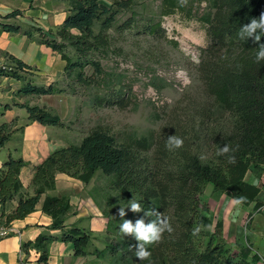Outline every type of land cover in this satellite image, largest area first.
<instances>
[{
    "label": "trees",
    "instance_id": "16d2710c",
    "mask_svg": "<svg viewBox=\"0 0 264 264\" xmlns=\"http://www.w3.org/2000/svg\"><path fill=\"white\" fill-rule=\"evenodd\" d=\"M68 11L62 23L44 29L37 24L22 27L14 22L23 10L13 8L0 13V29L22 32L38 43H44L59 53L64 60V70L72 73L75 69L77 80L87 82L82 68L91 63L96 72H103L100 62L86 55L109 41L107 29L114 24L120 8H126L130 0H112L110 5L100 0H63ZM169 12L176 5L167 0ZM209 10L200 16L205 23L208 41L201 49L197 65L204 91L210 97L206 104L193 108L184 117L173 116L163 124L153 138L140 136L130 142H121L107 129L96 126L78 142L52 149L42 160L34 164L29 192L20 178L21 168L26 164L22 156L6 157L0 164V225L22 218L33 211L43 196L41 209L52 217L49 228H59V234L42 231L32 240L21 243L28 251L34 247L39 262H46L49 245L55 239L70 241L75 255L93 254L107 264H264V254L247 243H239L232 250L224 240L215 238V231H209L212 224L209 205L201 201L200 193L210 183L215 190L231 198L244 196L242 205L253 202L255 210L264 204L257 197L260 186L246 179L245 174L253 167H264V60L256 62L259 45L264 44V32L257 30L254 37L243 39L238 35L240 28L252 18L259 19L264 12V0H209ZM133 18L123 24L130 26ZM99 22V29H93ZM140 30L146 34L161 36L164 28L160 21L151 17L141 23ZM70 45L76 52L75 58L65 48ZM31 66L20 58L6 53L0 75L23 79L16 94H47L58 91L52 82L37 84L26 73ZM116 89L114 95L102 98L108 103L125 107L129 103L128 90ZM14 105L25 107L28 119L43 125H61L58 113L50 107L28 102L14 101ZM11 104L6 103L5 107ZM13 122L0 123V147L10 138ZM184 140L182 148L169 151L165 143L170 135ZM229 153L218 155L225 146ZM150 151V153H149ZM234 156L235 162L229 163ZM97 171L110 177L109 186L114 189L125 204L126 216L113 219L103 210L107 233L103 246L95 244V235L87 228L65 223L73 212L69 196L47 192L55 186L57 172L89 183ZM96 201V196L90 193ZM141 203L143 211L132 212L129 201ZM156 210L169 217L173 228L163 234L159 243L146 244L151 252L150 259L140 261L136 256L139 241L133 235H124L119 227L123 219L135 224L137 219L150 223L155 216L146 212ZM251 213V212H250ZM249 213V214H250ZM221 226V221L215 223ZM200 229L193 235L194 230ZM203 238H206L203 241Z\"/></svg>",
    "mask_w": 264,
    "mask_h": 264
},
{
    "label": "rangeland",
    "instance_id": "374dc122",
    "mask_svg": "<svg viewBox=\"0 0 264 264\" xmlns=\"http://www.w3.org/2000/svg\"><path fill=\"white\" fill-rule=\"evenodd\" d=\"M100 1L109 6L112 0ZM130 1L128 7L118 10L114 24L107 29L108 43L86 55L98 60L103 72H96L91 63H85L82 72L87 82H83L76 79L75 69L70 74L64 70L52 82L58 91L31 97L32 101L58 113L62 121L61 125H37V134L41 136L36 138L40 154L51 147L78 142L96 126L107 129L121 142L140 136L153 138L173 116L184 117L193 108L210 101L197 70L201 49L208 41L200 16L209 10V0H186V3L175 0L176 5L169 12H164L169 7L167 0ZM20 17L25 14L17 17L22 27L34 24L29 17L23 20ZM148 17L153 22L160 21L163 35L140 30L141 23ZM127 18H133L130 26L123 24ZM93 29H99L98 21ZM65 50L73 57L76 54L70 45ZM178 73L181 74L178 76ZM120 87L126 90L130 87L125 93L129 95L125 107L102 98L108 93L114 95ZM109 179L108 175L97 171L91 181L85 183V190L90 196V193L96 196L98 202L92 196L91 199L102 213L106 210L115 219L116 215L120 217L118 210L125 204L122 196L109 186ZM199 196L209 205L212 219L209 231H215L217 240H224L228 247L236 250L241 243L237 234L233 241L226 239V235L243 231V220L239 217L241 205L235 204V199L224 192L213 189L210 183ZM252 211L251 207L248 214L244 212L243 219L247 220ZM217 221H221L220 227H216ZM112 236L105 229L103 234L95 235L94 241L103 246L104 238Z\"/></svg>",
    "mask_w": 264,
    "mask_h": 264
},
{
    "label": "crops",
    "instance_id": "0c3cea01",
    "mask_svg": "<svg viewBox=\"0 0 264 264\" xmlns=\"http://www.w3.org/2000/svg\"><path fill=\"white\" fill-rule=\"evenodd\" d=\"M34 1L36 0H0V13H5L13 8H20L25 17H29L32 23L40 25L44 29L62 23L68 11L65 1L40 0L39 3ZM25 17L20 18L23 20ZM11 20L19 23L17 18ZM6 53H10L29 64L31 66L29 72L31 73H26V76L37 84L53 82L55 77L64 71L65 62L58 52L44 43L29 39L22 32H9L0 29V64L6 61ZM23 82V79L0 75V123L12 121L15 128L10 138L0 147V164L9 155L22 156L26 160V164L21 168L20 178L23 186L29 192H33L31 179L34 164L42 160L55 147H51V149L40 154L37 150L39 147L36 138L41 136L37 134L36 128L38 124H43L36 120H29L25 107L13 104V100L39 104L31 99L33 95L37 94H16V90ZM6 103L11 105L5 107ZM55 177L54 188L47 192L68 195L73 206V212L67 215L64 222L87 228L94 235L103 234L106 229L107 218L94 205L91 196L85 190V183L62 172H57ZM245 177L248 181L260 186L257 197L264 201V167L262 170L249 168ZM43 196L33 211L11 222L16 229L14 232L0 237V264H107L106 261L95 257L93 254L75 255L72 243L60 239H55L50 243L46 262L37 260L39 252L34 247H28V251L21 247L22 242L34 239L42 231L46 230L53 234L61 232L59 228H49L52 217L41 209ZM240 205L239 217L241 221L243 220V231L227 234L226 239L233 241L237 234L238 241L245 244L248 237L253 244V249L263 255L264 204L253 210L247 220L243 219L244 212L248 214L253 202L248 205ZM246 221H249L248 224L245 223ZM95 242L97 246H101L98 241Z\"/></svg>",
    "mask_w": 264,
    "mask_h": 264
},
{
    "label": "clouds",
    "instance_id": "9594fccd",
    "mask_svg": "<svg viewBox=\"0 0 264 264\" xmlns=\"http://www.w3.org/2000/svg\"><path fill=\"white\" fill-rule=\"evenodd\" d=\"M186 3V0H185ZM257 30L264 32V12H262L259 16V19L252 18L249 23L243 25L240 28L238 35L241 39L245 37H254L256 42L260 41V36L256 35ZM260 60H264V44L259 45V51L256 55V62L258 63ZM198 62V61H197ZM182 72V70H181ZM181 73H178V76ZM190 82V81H186ZM184 145L183 138L177 135H170L165 143L166 148L169 151L174 149L182 148ZM230 146L225 144L220 151L217 153L218 155H224L231 151ZM235 157H229V163H234ZM247 200L246 197L241 196L239 198H235V204H242ZM129 208L132 212H141L143 211V207L141 203L137 202L134 198L129 201ZM118 215L123 218L126 216L125 208L120 207L118 210ZM147 216H155V220L150 223H145L144 219H137L135 224L131 220L123 219L122 223L120 224L119 230L125 236L126 235H133L137 241H139L137 245V250L135 252V256L140 260L150 259L151 252L145 247L146 244H153L159 243L163 239V234L165 231L171 233L173 228L170 224L169 217L165 216L163 213H160L156 210H150L145 213ZM200 231L199 228L194 230L193 235L198 234Z\"/></svg>",
    "mask_w": 264,
    "mask_h": 264
},
{
    "label": "built area",
    "instance_id": "2783aa9c",
    "mask_svg": "<svg viewBox=\"0 0 264 264\" xmlns=\"http://www.w3.org/2000/svg\"><path fill=\"white\" fill-rule=\"evenodd\" d=\"M0 65L4 66V62L1 63ZM16 229L15 227L12 225V223H8V224H2L0 225V237L8 235L12 232H14Z\"/></svg>",
    "mask_w": 264,
    "mask_h": 264
}]
</instances>
